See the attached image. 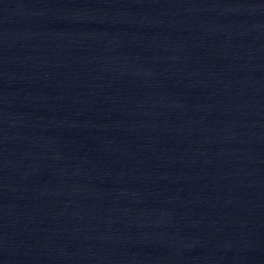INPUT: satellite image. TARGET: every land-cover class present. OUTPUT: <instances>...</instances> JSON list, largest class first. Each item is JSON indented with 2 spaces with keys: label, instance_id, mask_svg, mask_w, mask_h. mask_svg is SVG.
<instances>
[{
  "label": "water",
  "instance_id": "water-1",
  "mask_svg": "<svg viewBox=\"0 0 264 264\" xmlns=\"http://www.w3.org/2000/svg\"><path fill=\"white\" fill-rule=\"evenodd\" d=\"M0 264H264V0H0Z\"/></svg>",
  "mask_w": 264,
  "mask_h": 264
}]
</instances>
